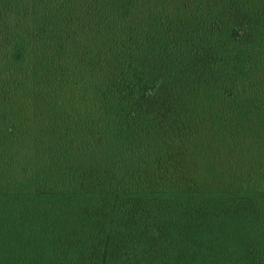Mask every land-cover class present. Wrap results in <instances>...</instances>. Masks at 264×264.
I'll return each instance as SVG.
<instances>
[{
	"label": "trees",
	"instance_id": "1",
	"mask_svg": "<svg viewBox=\"0 0 264 264\" xmlns=\"http://www.w3.org/2000/svg\"><path fill=\"white\" fill-rule=\"evenodd\" d=\"M0 264H264V0H0Z\"/></svg>",
	"mask_w": 264,
	"mask_h": 264
}]
</instances>
